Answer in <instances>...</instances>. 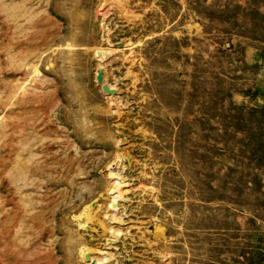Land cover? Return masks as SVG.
I'll list each match as a JSON object with an SVG mask.
<instances>
[{
	"label": "rangeland",
	"instance_id": "obj_1",
	"mask_svg": "<svg viewBox=\"0 0 264 264\" xmlns=\"http://www.w3.org/2000/svg\"><path fill=\"white\" fill-rule=\"evenodd\" d=\"M20 2L0 264H264V0Z\"/></svg>",
	"mask_w": 264,
	"mask_h": 264
},
{
	"label": "bare ground",
	"instance_id": "obj_2",
	"mask_svg": "<svg viewBox=\"0 0 264 264\" xmlns=\"http://www.w3.org/2000/svg\"><path fill=\"white\" fill-rule=\"evenodd\" d=\"M32 1H33V0H21V2H20L19 4H17L16 6H15V4H14V8L22 9V7H24L23 5L25 4V9H23V10L26 11L25 13H27V12H29V10L32 8L31 6L28 7L27 4H28V2H29V3H32ZM21 3H22L23 5H22ZM23 10H22L21 12H23ZM32 16H33V15H32ZM30 17H31V15H30ZM30 17H29V18H30ZM17 18H18V17H17ZM27 20H28V19H27ZM29 22H30V20H29ZM105 85H106V84H105ZM107 85H109V84H107ZM115 85H116V84H115ZM115 85L110 84V86H109L110 89L114 88ZM29 87H30V86H29ZM115 88H116V87H115ZM108 89H109V88H108ZM108 89H107V90H108ZM107 90H104V91H107ZM114 91L116 92V90H113V92H114ZM113 92H112V93H113ZM115 92H114V93H115ZM109 93H111L110 90H109ZM106 98H107V100L109 101L108 104H109V103H110V104H113L114 101H115V100L113 99V96H110V95L107 96V95H106ZM109 106H110V105H109ZM109 106H108V107H109ZM108 109H110V108H108ZM112 110H113V109H112ZM109 111H110V110H109ZM113 111H114V110H113ZM112 113H113V112H112ZM114 113H115V111H114ZM109 115H110V114H109ZM111 115H113V114H111ZM111 115H110V116H111ZM110 116H109V117H110ZM116 144H118V143L116 142ZM120 152H121V151H118V150H117V153H115V154H116V155H115L116 158H123V155H122ZM122 160H123V159H122ZM122 160H121V162H122ZM109 166H110V165H109ZM122 166H123V165H122ZM144 167H145V166H144ZM113 173H114V172H113ZM113 177H114V176H113ZM148 177H149V176H148ZM117 179H119V178H117ZM113 180H114V179H113ZM116 182H117V183H115V181H114L113 183H115V184H112L111 186H112V188H114L115 190H119L120 187H121V184L118 183V181H116ZM116 194H117V193H116ZM121 198H122V194L119 193V194L116 195V200H117V201H118L119 199H121ZM117 204H118V203H117ZM117 204H116V205H117ZM114 240H116V239H114V238H110L109 241H108V243H107L106 245H110V246H111V245H112L111 243H112ZM84 254H85V253H84ZM100 256H101V255H100ZM112 256H113V255H112ZM101 257H102V258H101L102 261H104V260L106 261V259L110 258L109 255H103V256H101ZM87 260H88V259H87ZM109 260H110V259H109ZM109 260H108V261H109ZM105 263H107V264H117V262H116L115 260L112 261V262H105ZM89 264H90V263H89ZM91 264H92V263H91Z\"/></svg>",
	"mask_w": 264,
	"mask_h": 264
}]
</instances>
